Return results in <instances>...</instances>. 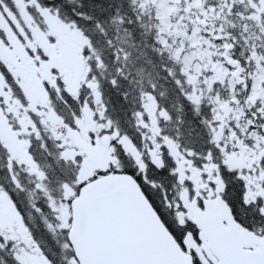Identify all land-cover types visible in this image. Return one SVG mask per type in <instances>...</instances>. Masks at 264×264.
Segmentation results:
<instances>
[{
  "label": "snow or ice",
  "instance_id": "snow-or-ice-1",
  "mask_svg": "<svg viewBox=\"0 0 264 264\" xmlns=\"http://www.w3.org/2000/svg\"><path fill=\"white\" fill-rule=\"evenodd\" d=\"M0 264H264V0H0Z\"/></svg>",
  "mask_w": 264,
  "mask_h": 264
}]
</instances>
